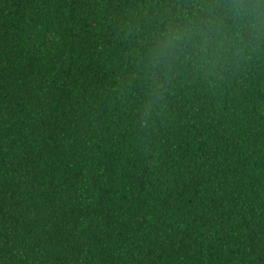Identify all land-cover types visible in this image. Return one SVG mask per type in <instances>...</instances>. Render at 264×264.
<instances>
[{
	"label": "trees",
	"instance_id": "16d2710c",
	"mask_svg": "<svg viewBox=\"0 0 264 264\" xmlns=\"http://www.w3.org/2000/svg\"><path fill=\"white\" fill-rule=\"evenodd\" d=\"M233 3L264 14L0 0V264H264V28Z\"/></svg>",
	"mask_w": 264,
	"mask_h": 264
},
{
	"label": "clouds",
	"instance_id": "9594fccd",
	"mask_svg": "<svg viewBox=\"0 0 264 264\" xmlns=\"http://www.w3.org/2000/svg\"><path fill=\"white\" fill-rule=\"evenodd\" d=\"M231 14L232 18L235 22H243L251 29L259 30L264 28V14H261L255 5H244L233 3L228 6L225 10V15ZM220 24H214L212 28H209L208 31L212 32L213 28L219 29ZM219 35H223V33L217 32ZM187 38L191 39L196 35H203L200 26L192 24L190 29L185 33ZM181 36H177L176 34H172L169 39L165 43H163L158 49L156 55L162 60L169 54V49L172 45L173 41L181 39ZM211 38V37H206Z\"/></svg>",
	"mask_w": 264,
	"mask_h": 264
}]
</instances>
